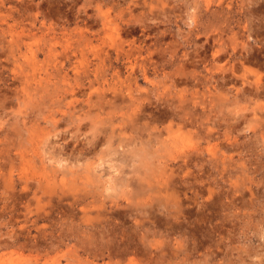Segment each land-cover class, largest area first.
<instances>
[{"label": "rangeland", "instance_id": "obj_1", "mask_svg": "<svg viewBox=\"0 0 264 264\" xmlns=\"http://www.w3.org/2000/svg\"><path fill=\"white\" fill-rule=\"evenodd\" d=\"M0 264H264V0H0Z\"/></svg>", "mask_w": 264, "mask_h": 264}, {"label": "bare ground", "instance_id": "obj_2", "mask_svg": "<svg viewBox=\"0 0 264 264\" xmlns=\"http://www.w3.org/2000/svg\"><path fill=\"white\" fill-rule=\"evenodd\" d=\"M59 157V156H58ZM52 158V157H51ZM52 159H54V158H52ZM61 159V158H60ZM60 159H58V161H62V160H60ZM64 161V160H63ZM78 161H80V160H78Z\"/></svg>", "mask_w": 264, "mask_h": 264}]
</instances>
